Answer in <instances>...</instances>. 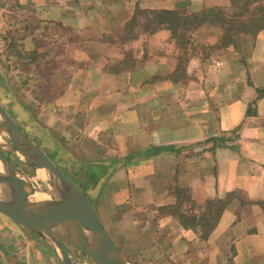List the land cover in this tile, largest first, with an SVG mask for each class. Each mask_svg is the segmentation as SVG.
I'll return each mask as SVG.
<instances>
[{
	"label": "crops",
	"instance_id": "crops-1",
	"mask_svg": "<svg viewBox=\"0 0 264 264\" xmlns=\"http://www.w3.org/2000/svg\"><path fill=\"white\" fill-rule=\"evenodd\" d=\"M18 1L32 10L34 57L10 70L1 32L0 115L75 189L15 165L28 198L44 169L132 264H264V28L221 47L211 36L207 59L180 40L181 22L233 0ZM156 13L179 24L155 26ZM3 141V157L16 153L4 129ZM5 219L0 264H62L45 237Z\"/></svg>",
	"mask_w": 264,
	"mask_h": 264
},
{
	"label": "water",
	"instance_id": "water-1",
	"mask_svg": "<svg viewBox=\"0 0 264 264\" xmlns=\"http://www.w3.org/2000/svg\"><path fill=\"white\" fill-rule=\"evenodd\" d=\"M0 126L10 135L16 152L31 160L30 163H37L39 167L48 169L58 176L65 185L75 190L57 173L43 154L22 136L18 127L6 115H0ZM14 171L17 170L0 154V183L7 188V199H0V212L35 231L38 235L52 239L61 250L65 264H71L65 243L66 238L73 234H90L91 242L89 243L87 239L85 246L78 248L89 255L95 264H132L99 224L91 210L84 204L82 205L80 200L82 196L79 193H77L79 198L74 196V204L79 205L78 210L64 212L53 219L39 220L28 203V194L18 180L12 176ZM53 204L60 205L59 203ZM106 252H110L112 255L110 263L107 261Z\"/></svg>",
	"mask_w": 264,
	"mask_h": 264
},
{
	"label": "rangeland",
	"instance_id": "rangeland-1",
	"mask_svg": "<svg viewBox=\"0 0 264 264\" xmlns=\"http://www.w3.org/2000/svg\"><path fill=\"white\" fill-rule=\"evenodd\" d=\"M20 5L21 4L19 3L18 0H0V39L2 38L1 35L3 34V35H6L10 40L9 42L10 48L7 49L6 53L4 54L3 61L6 59H9L10 61L9 64L11 66L10 70H15L16 73L18 71H21L20 73L24 74V71L26 70V68L24 67L25 62L32 61L34 57L33 55L34 35H35L34 29L36 28V26H35V21L33 19L32 10H27L25 9L24 6H20ZM243 5L244 4L241 3L239 5H234V7L231 6V7L223 9L224 16L222 17V19L224 20V22H226L225 18L226 20H231L235 18V14L238 12H241L242 10L241 6ZM207 11H204L202 12L201 15H198L196 18V22L194 24L189 23L188 25H182V27L180 28L181 31L183 33L184 32H187V33H184L185 34L184 37L180 38V40L186 44L187 48L194 47L193 44L197 43L198 47L200 48L199 52L205 57H207L208 59L209 54L212 53L215 48L214 46H210L209 44L206 45V43H209L207 41L210 39V37L212 36V38L214 37L216 40L218 39V43L216 44V47L223 46V44L226 42L225 41L226 39L224 38V31H223L224 30L223 27L225 23L219 20H216L214 17L211 18L212 16H215L214 13L211 14L210 12H207ZM245 13L246 14L243 17L241 18L236 17V19L248 21V18L250 15L248 12H245ZM146 18L147 16L144 13H142L141 16L138 17L137 21L140 23L141 26L143 24L145 27L144 29H146L147 31L152 30L154 26L149 25L148 20L146 22ZM188 19H192V18H188ZM198 22H204L203 24L206 23V25L203 26L200 32V35L197 33L195 34L193 33V31L190 30L193 27H195V25H198ZM184 29L186 31H184ZM130 30H132V32H129V35L127 34L126 37H129V38L132 37L134 33L133 31L137 30V28L134 25L133 26L131 25ZM190 53H191L190 50H187L185 56L188 57ZM8 54H9V58H8ZM185 56H181V60L184 59ZM0 63L2 64L1 60H0ZM202 68H207V67H202ZM179 70H180V66L178 67V71ZM0 71H2L1 68H0ZM1 84L3 83H1L0 81V89H1ZM11 84H14V87H16L17 90H19L21 86L23 85V81L21 79H18V80L16 79L15 81H12ZM25 84H29L31 88L37 87L32 81H29ZM11 116L13 117L14 120L18 121V119H16V116L14 115H11ZM4 156L9 159V162L11 163L12 167L14 166L15 168V165H16V169L17 168L23 169L27 172V175L34 176V172H32L33 165L30 162H28V160H25L27 161V163L26 162L22 163L23 157L20 154H18V152L16 153L13 152L12 154H10V152L4 153ZM17 175H18L17 179L22 180L23 177L19 175V173ZM35 177L38 181L41 182V183L40 182L37 183V186H36L37 189H35V191L41 190V189H45V190L47 189L49 190V192L50 191L52 192L53 190L54 191L59 190L58 186L56 184H53V181L51 182L52 179L49 175H47V179H44L43 176L42 177L39 176L38 171H37ZM55 187H56V190H55ZM59 191H61V189ZM1 218L5 219V215H3L0 212V219ZM4 221H9L10 223H13L7 219H5ZM0 225H1V222H0ZM11 226H14V224ZM25 229L27 233H30V234L34 233V235L37 234L35 231H32L31 229L27 227H25ZM43 239L44 241H46L50 245L52 244L56 248L57 253L61 258L62 264H65L64 263L65 260L62 255V252L59 249V247L55 244V242L50 238L45 237ZM66 245L69 247V251L71 253V256L69 258L71 264H94L92 259L89 258L88 255H86L85 253H82L80 250H77L71 244H66ZM157 264H161V263L157 261Z\"/></svg>",
	"mask_w": 264,
	"mask_h": 264
},
{
	"label": "bare ground",
	"instance_id": "bare-ground-1",
	"mask_svg": "<svg viewBox=\"0 0 264 264\" xmlns=\"http://www.w3.org/2000/svg\"><path fill=\"white\" fill-rule=\"evenodd\" d=\"M0 148L3 150L8 151L10 150V147L7 146V144L3 141V127L0 126ZM39 176H47L48 173L45 172L44 169L37 170ZM17 172L12 173V176L17 179L18 175ZM56 190V187H55ZM56 191H42V190H36L34 194H32L29 198V204L32 208V210L35 213V216L39 220H46V219H53L56 218L57 215L63 214L64 212H73L79 209L78 204H74L75 197L73 194H71L68 191L61 190V193H57ZM54 192V193H53ZM55 194L58 196V203L60 205L55 206V204L49 202L50 195ZM0 199H7V188L5 185L0 183ZM88 239L89 243L91 242V236L90 234L81 235V234H73L66 238V243L71 244L75 247H84L85 241ZM79 249V248H78ZM106 258L107 261L110 263L112 259V255L110 252H106Z\"/></svg>",
	"mask_w": 264,
	"mask_h": 264
},
{
	"label": "trees",
	"instance_id": "trees-1",
	"mask_svg": "<svg viewBox=\"0 0 264 264\" xmlns=\"http://www.w3.org/2000/svg\"><path fill=\"white\" fill-rule=\"evenodd\" d=\"M243 3L244 5L241 6V12H238L235 14V18L231 20L225 21L222 19L224 16L223 9L222 8H215L210 9L207 12H210L211 14L214 13L215 16H212L211 18H215L216 20H219L224 24L223 31H224V38L226 39L223 46H227L231 41H233V36L237 33H245V34H255L259 30L264 28V0H233L232 7L234 5H239ZM249 13L248 21H243L237 18L243 17L246 13ZM165 14V13H163ZM162 13H156L155 17H153L152 22L155 24V26H165L172 28L173 26H177L179 24L178 17L174 16H166ZM193 17H190L192 19L186 18V21L181 22V25H188L194 24L196 22V18L198 15H192ZM177 18V24L173 25V20H176ZM208 21V20H206ZM199 23V22H198ZM204 22H201L203 24ZM228 24V25H227ZM229 26V27H228Z\"/></svg>",
	"mask_w": 264,
	"mask_h": 264
}]
</instances>
